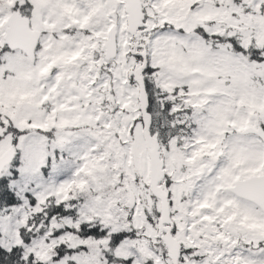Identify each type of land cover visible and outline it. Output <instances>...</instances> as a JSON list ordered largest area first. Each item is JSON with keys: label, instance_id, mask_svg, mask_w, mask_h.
Instances as JSON below:
<instances>
[{"label": "snow or ice", "instance_id": "1", "mask_svg": "<svg viewBox=\"0 0 264 264\" xmlns=\"http://www.w3.org/2000/svg\"><path fill=\"white\" fill-rule=\"evenodd\" d=\"M0 264H264V0H0Z\"/></svg>", "mask_w": 264, "mask_h": 264}]
</instances>
